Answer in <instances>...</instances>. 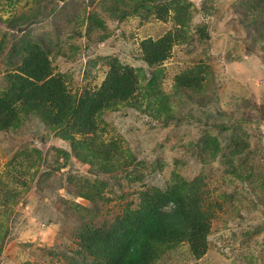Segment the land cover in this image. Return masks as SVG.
<instances>
[{"label": "rangeland", "instance_id": "1", "mask_svg": "<svg viewBox=\"0 0 264 264\" xmlns=\"http://www.w3.org/2000/svg\"><path fill=\"white\" fill-rule=\"evenodd\" d=\"M169 32V55L150 65L142 41ZM33 43L78 98L111 69H130L138 90L102 111L103 130L72 135L120 144L112 170L95 172L74 154L60 133L67 120L18 109L0 129V264L81 257L84 222L110 225L172 172L200 176L208 191L207 250L195 257L181 242L155 264H264V0H0V92L16 49ZM183 74L198 84L178 86ZM133 168L142 181L126 176ZM85 180L102 181L103 196L84 197Z\"/></svg>", "mask_w": 264, "mask_h": 264}, {"label": "trees", "instance_id": "2", "mask_svg": "<svg viewBox=\"0 0 264 264\" xmlns=\"http://www.w3.org/2000/svg\"><path fill=\"white\" fill-rule=\"evenodd\" d=\"M157 10L166 12L167 6ZM172 39L169 32L142 41L144 60L150 65L162 62L169 55ZM16 52L20 54L19 60L8 75L9 83L0 92V129L17 118L18 109L38 112L55 124L67 120L69 124L60 128V133L71 140L74 154L92 170H112L120 164L118 157L123 153L120 144L105 143L97 140L96 135L89 140L86 137L74 140L72 135L86 136L103 130L98 125L99 116L105 108L128 102L134 96L138 90L136 75L130 69H111L96 90L78 98L67 90L62 75L53 73L45 47L33 43L17 48ZM177 80L178 86L186 88L199 82L196 75L189 74L179 75ZM207 146L210 145L204 140V147ZM78 148L85 151L82 153ZM128 173L125 174L131 181L143 179L134 168ZM202 182L200 176L186 179L179 172H172L164 186L139 190L136 201L128 203L110 225L84 222L76 233L81 257L75 256L67 264H155L169 248L181 242L188 243L193 256L201 257L207 250L212 214L208 191ZM101 183L81 182L83 196L88 200L103 196Z\"/></svg>", "mask_w": 264, "mask_h": 264}]
</instances>
